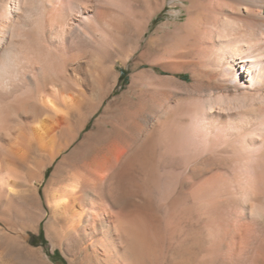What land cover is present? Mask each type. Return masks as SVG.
Returning <instances> with one entry per match:
<instances>
[{
  "label": "bare ground",
  "instance_id": "obj_1",
  "mask_svg": "<svg viewBox=\"0 0 264 264\" xmlns=\"http://www.w3.org/2000/svg\"><path fill=\"white\" fill-rule=\"evenodd\" d=\"M231 1L246 42L263 56L264 0ZM150 3L0 0V200L33 222L50 215L52 245L73 264L78 254L82 264H264V193L251 207L229 197L231 158L193 154L179 125L161 114L147 132L129 134L124 123L152 77L132 74L131 91L85 131L114 89L117 64H142L121 54L135 51ZM214 10V0H191L179 28L198 36ZM251 61L240 60L242 73L251 74ZM249 164L264 174L263 156ZM20 173L26 188L16 197ZM236 204L249 221L231 224ZM26 255L47 264L38 250Z\"/></svg>",
  "mask_w": 264,
  "mask_h": 264
},
{
  "label": "rangeland",
  "instance_id": "obj_2",
  "mask_svg": "<svg viewBox=\"0 0 264 264\" xmlns=\"http://www.w3.org/2000/svg\"><path fill=\"white\" fill-rule=\"evenodd\" d=\"M231 2L214 0L212 18L198 36H193L179 28L186 22L191 0H151L144 35L134 41L135 51L129 47L126 55L121 54L129 62L141 60L142 64L137 70L117 64L114 89L85 131L111 101L131 91L132 74L144 72L154 84H150L147 95L134 99L135 105L124 123L129 124V134L140 129L147 132L152 117L163 115L179 125L182 135L192 142L193 154L231 158L227 193L251 207L255 204L251 199L264 193V174H254L249 164L254 157H264V55L255 41L246 42L248 35L234 17ZM261 40L264 42V32ZM247 57L252 59L249 65L253 76L241 72L240 60ZM57 162L46 171L42 193ZM17 179L21 186L16 197L26 188L21 173ZM7 201L6 197L0 200V245L6 251L7 264H44L32 262L26 255L27 247L38 250L47 264H73L62 245H52L48 236L50 215L33 222L9 209ZM233 207L230 222L238 225L244 210L237 204ZM6 241L12 242L11 246ZM83 256L78 254L74 264H82Z\"/></svg>",
  "mask_w": 264,
  "mask_h": 264
},
{
  "label": "trees",
  "instance_id": "obj_3",
  "mask_svg": "<svg viewBox=\"0 0 264 264\" xmlns=\"http://www.w3.org/2000/svg\"><path fill=\"white\" fill-rule=\"evenodd\" d=\"M123 75H124V72H123ZM183 76V75H182ZM184 77V76H183Z\"/></svg>",
  "mask_w": 264,
  "mask_h": 264
}]
</instances>
